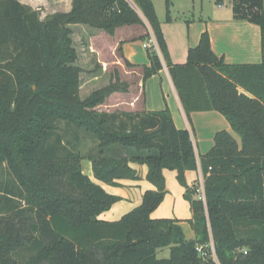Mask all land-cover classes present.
Instances as JSON below:
<instances>
[{
    "label": "trees",
    "instance_id": "1",
    "mask_svg": "<svg viewBox=\"0 0 264 264\" xmlns=\"http://www.w3.org/2000/svg\"><path fill=\"white\" fill-rule=\"evenodd\" d=\"M132 1L139 11L128 0H73L69 13L42 20L19 0H0V264H264V60L228 65L205 32L187 63L174 64L153 1ZM233 3L236 18L261 27L264 56V0ZM71 25L138 32L124 42L153 36L158 51L147 48L150 65H136L121 43L124 67L83 100ZM163 61L188 115L217 111L241 137L239 145L220 131L201 157L205 200L186 193L195 239L178 220L151 218L167 195L163 171L189 190L185 174L199 169L190 132L168 109L147 111L144 95L136 111L101 110L114 94H138ZM136 69L131 93L122 77ZM85 160L113 187L139 180L131 164L146 166L155 189L119 221H102L121 198L84 174ZM165 249L170 257L159 259Z\"/></svg>",
    "mask_w": 264,
    "mask_h": 264
},
{
    "label": "crops",
    "instance_id": "2",
    "mask_svg": "<svg viewBox=\"0 0 264 264\" xmlns=\"http://www.w3.org/2000/svg\"><path fill=\"white\" fill-rule=\"evenodd\" d=\"M71 1L68 3L66 12H70L73 8ZM152 1L158 18L162 22L156 1ZM20 2L26 4V2ZM204 10V7H201L202 13ZM204 13H207V15H201L189 20L186 18L187 20L177 27L173 19L167 18V21H170L171 28H180V31H170L171 36H173L171 40L162 27L170 57L174 64L183 65L187 63L189 49L199 45L205 32L210 35L213 52L219 58H222L226 64L260 65L263 63L262 29L259 25L246 19L236 18L233 0L231 9L227 13H222L213 7L212 10H207ZM78 26L84 25H71L70 28ZM119 34L121 33L117 35L119 36ZM126 39H128L126 36L122 37L115 45V47L119 48L121 43H123L122 53L124 58L136 65H150L145 45L151 44V41L155 40L154 37L152 36L146 42L140 40L124 42ZM117 64L124 67L123 59L120 58ZM163 65L164 68L157 75L148 79L145 84L140 81V91L135 98L138 101L140 96L144 95V108L149 112L168 109L172 114L176 127L190 132L196 150L199 169L197 171H187L185 174L189 190L179 183L176 171H163L167 195L159 208L152 213L151 218L178 220L184 228L187 239H195V234L189 236L188 233V230H192L190 229L189 221L193 219V212L190 202L186 199V193L192 199H199L197 190L204 187L201 157L213 149L215 145L214 139L218 132H229L239 145H241V137L234 132L226 117L217 111L193 112L188 115L164 61ZM131 167L138 172L139 180H120V186L118 187L96 180L91 163L88 167V172L84 173L107 193L121 198V201L114 204L111 210L100 215V220L107 222L119 221L124 215L141 205L143 196L147 191L155 189L146 179L148 173L146 166L131 164ZM165 251L166 253L162 257H159L158 254L159 259L170 257V250L165 249ZM160 252H164V250Z\"/></svg>",
    "mask_w": 264,
    "mask_h": 264
},
{
    "label": "rangeland",
    "instance_id": "3",
    "mask_svg": "<svg viewBox=\"0 0 264 264\" xmlns=\"http://www.w3.org/2000/svg\"><path fill=\"white\" fill-rule=\"evenodd\" d=\"M26 2V5L32 7L34 10L38 11L40 18L44 20L48 16H53L54 14H67L66 9L68 3L71 0H20ZM129 3L139 9L133 3L132 0H128ZM157 8L159 11L160 18L162 20L161 24L165 32L168 34L169 38L172 40L170 31H180V28L185 20L197 18L198 16L207 15V10L217 9L222 13H227L231 9L232 0H155ZM73 3V0L71 1ZM201 7H204V12L202 13ZM216 7V8H215ZM173 19L175 23V28H171L167 18ZM187 18V19H186ZM141 29L142 28H138ZM73 30V41L74 47L78 53V59L75 63L81 68V87H80V97L81 99L88 98L94 91L106 87L110 80L111 75L114 72L115 65L119 61L120 54L118 53L117 44L118 40H121L125 36H134L138 32H132L129 30L128 34L124 33L118 36H110L105 32L98 31L86 26H78L72 28ZM132 32V33H131ZM175 39V38H174ZM116 48V49H114ZM156 50L158 48L156 46ZM136 74L122 77L123 81L128 79L131 85V93L134 92L138 80L137 72ZM137 94H114L104 106L101 107L102 111H121V110H134L138 109V106L142 104V96L140 100L137 101L135 98ZM86 150V149H85ZM83 172H88V167L90 166L89 161H83ZM5 170L0 169V179L4 180L6 178ZM189 229V228H188ZM190 229L188 230L189 236L195 234L192 225L190 224ZM246 251V249H244ZM164 252H159V257L164 256Z\"/></svg>",
    "mask_w": 264,
    "mask_h": 264
},
{
    "label": "built area",
    "instance_id": "4",
    "mask_svg": "<svg viewBox=\"0 0 264 264\" xmlns=\"http://www.w3.org/2000/svg\"><path fill=\"white\" fill-rule=\"evenodd\" d=\"M151 46H157V44H156V41L154 40V41H151V44H149V45H145V47L146 48H150ZM198 191V193H199V199H201V200H205V191H204V187L203 188H201V189H199V190H197Z\"/></svg>",
    "mask_w": 264,
    "mask_h": 264
}]
</instances>
